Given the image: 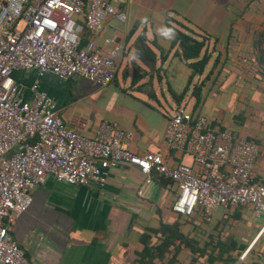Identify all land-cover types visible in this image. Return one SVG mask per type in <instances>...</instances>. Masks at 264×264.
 <instances>
[{
	"label": "crops",
	"instance_id": "1",
	"mask_svg": "<svg viewBox=\"0 0 264 264\" xmlns=\"http://www.w3.org/2000/svg\"><path fill=\"white\" fill-rule=\"evenodd\" d=\"M120 4L126 22L107 17L101 32L83 31L81 38L87 49L103 47L107 38L116 40L121 51L115 62L119 68L125 65L123 83L118 75L105 87L78 76L67 82L52 75L41 77L40 90L53 99L61 119L66 124L77 118L87 121L83 132L87 137H94L100 122H117L133 132L134 153L165 155L169 114L160 98L175 106L166 84L181 93L190 70L172 49L161 66V82L154 81L156 100H150L130 88L132 64L143 68L134 57L133 42L144 31L149 42L166 52L181 23L210 38L206 47L211 59L203 75L193 80L199 84L211 72L199 113L217 128L260 146L252 182H264V85L254 72L255 48H264V39H256L264 29V0H120ZM153 51L158 67L159 50ZM15 78L28 87L37 75L19 72ZM191 89L181 106L192 100L193 111ZM25 97L30 99L28 91ZM177 160L191 164L186 156ZM144 180L128 165L107 170L103 187L69 186L46 177L10 233L31 264H264V215L256 217L250 208L238 207L218 208L208 216H179L171 209L176 185L158 177L147 185ZM145 251L148 255L141 258Z\"/></svg>",
	"mask_w": 264,
	"mask_h": 264
},
{
	"label": "built area",
	"instance_id": "2",
	"mask_svg": "<svg viewBox=\"0 0 264 264\" xmlns=\"http://www.w3.org/2000/svg\"><path fill=\"white\" fill-rule=\"evenodd\" d=\"M120 0H0V264H31L10 229L32 204L34 189L50 177L69 186H104L105 172L132 166L145 176L176 185L171 209L208 216L218 208H250L264 215V182H252L259 150L255 143L213 127L211 119L183 106L168 115L166 154L131 150L133 132L102 121L94 137L88 122L66 124L39 79L61 82L74 76L99 87L110 85L118 71L121 46L114 38L101 48L80 47L81 33H99L107 17L124 23ZM34 71L30 86L19 72ZM29 92L30 99L25 94ZM183 156L191 164L178 162ZM139 195L142 190H139Z\"/></svg>",
	"mask_w": 264,
	"mask_h": 264
},
{
	"label": "trees",
	"instance_id": "3",
	"mask_svg": "<svg viewBox=\"0 0 264 264\" xmlns=\"http://www.w3.org/2000/svg\"><path fill=\"white\" fill-rule=\"evenodd\" d=\"M119 6L122 7L120 3ZM166 25L170 27L168 23ZM134 32L135 30L133 29L132 31H130L129 35L132 36ZM209 39V36H206V34H196L193 30L179 23V30L174 29V36L171 41L170 49L164 52L163 50H161L160 47L155 44V42H149L147 40L145 32L141 31L133 42V50L135 59L142 64L143 68L137 65L136 63L132 64L130 88L136 92L144 94L148 99L155 101L156 94L154 90V81H156L157 83L161 82V77L163 73L161 66L165 62L167 55L170 53V51L176 48V51L174 53L175 57L179 58L180 61L184 62L187 65V68L190 70V75L185 85V88L181 93H175L171 89V87L168 86L169 84H166L167 92L171 96V99L173 100L176 108H179L181 107V103L185 98L187 92L192 87L191 96L195 99V110L192 111V114L198 116L199 114H201L199 113L198 106L201 101L202 89L205 85V82L209 79L211 72L208 73L199 84L193 83V80L196 77L203 75L205 68L211 59V56L208 53L206 47L207 41ZM256 39L257 41L259 40L260 42H262V40L264 39V29L257 32ZM214 41L216 43L217 40ZM83 45H85L84 38H81L80 47H83ZM153 48L159 50L160 66L158 67L156 66L157 57L155 52L153 51ZM255 49L257 51L255 62V67L257 68V70L254 72H257V74L259 75L260 82L264 85V48L261 46H257ZM215 65L216 62L214 63V66ZM213 127L216 130L224 131L220 128H217L216 125H213ZM256 145L258 147L260 155L262 151L260 149V146L258 144ZM262 146L264 148V144ZM194 214L202 215L198 211L193 213L191 216H193ZM147 255L148 251H145V253L141 255V258H143L144 256L146 257Z\"/></svg>",
	"mask_w": 264,
	"mask_h": 264
},
{
	"label": "rangeland",
	"instance_id": "4",
	"mask_svg": "<svg viewBox=\"0 0 264 264\" xmlns=\"http://www.w3.org/2000/svg\"><path fill=\"white\" fill-rule=\"evenodd\" d=\"M124 68H125L124 64H122L120 68L118 67L117 75H118L119 84L123 83L122 76L124 74V70H125ZM129 68H130V65H129ZM160 102L162 103V105H164L163 106L164 112L168 113L169 115H172L175 112V106L172 104V102L168 98H167V103H165L162 98H160ZM192 103H193L192 100H188L187 105L184 106L186 112H190Z\"/></svg>",
	"mask_w": 264,
	"mask_h": 264
}]
</instances>
